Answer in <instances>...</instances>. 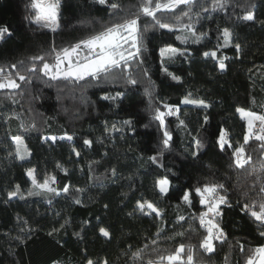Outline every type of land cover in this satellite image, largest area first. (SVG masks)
Masks as SVG:
<instances>
[{
	"label": "trees",
	"instance_id": "trees-1",
	"mask_svg": "<svg viewBox=\"0 0 264 264\" xmlns=\"http://www.w3.org/2000/svg\"><path fill=\"white\" fill-rule=\"evenodd\" d=\"M118 2L126 11L134 13L141 0ZM202 2L210 7L214 0ZM29 4L30 0H0V27L7 26L12 33L0 39V66L30 61L33 55L49 49L53 42L57 46H69L101 31L108 23V13L92 0H60V29L52 33L25 19L31 13ZM247 11H254L257 23L239 19V15ZM197 12L201 14L196 22L198 32L209 34L198 45H180L172 34L161 31L148 34L150 41L145 44L149 49L146 56L152 82L138 77L141 83L126 90L122 82L101 87L65 88L34 81L23 95L19 94L20 89L0 90V113L17 114L6 122L0 117V264H84L85 251L90 258L107 259L109 264H148L149 260L158 261L161 254L173 253L179 243L185 245L184 259L187 249L192 248L194 264H224L225 257L229 264H245V254L240 252L237 242L244 244L246 250L264 244V238L259 235L260 224L241 213L243 203H252L264 196L259 191L264 185V172H252L253 167L259 168L264 162L259 142L252 140L246 146V153L253 157V162L240 169L232 163L229 153L217 149L212 135L223 126L229 130L234 143L238 140L242 143L244 123L235 108L264 114V27L259 23L264 21V0H227L226 10L211 13L210 18H204L209 14L194 8L193 13ZM223 28L233 32L234 43L241 45V56L236 58L234 47L224 49L223 54L229 59L227 70L220 72L214 62L206 61L201 53L215 46L217 30ZM164 44L187 47L192 52L187 59L177 57L168 63L169 70L182 78L179 83L158 70L159 57L155 50ZM145 88L151 91V97ZM104 91L126 94L122 100L109 102L100 99ZM188 92L211 104L206 111L181 106V118L188 129L198 132L202 141L200 154L192 156L188 148L191 136L187 130L181 131L176 119L171 118L174 144L165 151L162 162L175 173L169 174L174 188L195 185L198 181L225 185L226 191L222 194L227 196L231 207L225 205L220 226L227 239L223 243L215 242L216 251L211 254L199 248L206 233L198 220H188L183 227L175 225L178 215L187 218L193 211L177 206L178 192L173 193L171 200H156L164 212L163 222L139 213L129 215L137 199H156L153 172L161 170L155 169L149 157L157 155L162 134L152 120L149 105H158L161 100L177 105ZM204 115L209 121L202 126ZM123 120L132 121L134 134L127 129L123 133L105 132V122L109 127L120 126ZM22 124L28 127L27 132ZM65 132L75 137L73 142L41 141L42 136H60ZM18 134L24 136L32 153L24 162L14 157V145L10 143V137ZM83 139H91L93 147H84ZM73 147L81 153L78 160L72 154ZM10 152L13 155H9ZM57 164L66 168L69 175L65 176ZM50 165L55 167L56 187L70 183L83 191L69 200L57 198L50 210L43 203L51 196L48 193L6 202L7 193L16 185L25 195L31 190L24 174L26 168L35 167L42 180L45 174H51ZM112 167L117 169L118 180L111 176ZM76 198L82 200L81 205L71 203V199ZM53 212H58L59 216H53ZM65 220L68 224L60 229L59 224ZM98 224L110 230V240L99 236ZM54 226L59 230L49 236ZM29 228L34 231L30 239L24 240ZM77 232L79 236L75 235ZM175 232L183 235L177 236ZM138 250H142V254L134 262L130 253Z\"/></svg>",
	"mask_w": 264,
	"mask_h": 264
},
{
	"label": "snow or ice",
	"instance_id": "snow-or-ice-1",
	"mask_svg": "<svg viewBox=\"0 0 264 264\" xmlns=\"http://www.w3.org/2000/svg\"><path fill=\"white\" fill-rule=\"evenodd\" d=\"M92 3L101 6L108 13V23L101 31L89 34L69 46H57L53 42L49 49L44 50L42 54L33 55L30 61H20L19 63L0 66V90L15 92L20 89L19 94L23 95L28 91V86L33 85L34 81H40L45 85L55 84L57 87L65 88L69 86L73 88L101 87L109 84L117 85L122 82L126 90H131V88L141 83L138 77L152 82V74L146 56L149 49L145 44V41H150L148 35L150 32L161 31L172 34L180 45L187 46L189 43L198 45L202 40L208 38L209 34L198 32L196 22L201 18V14L199 12L193 13V9H201L202 13L209 14L204 18H210L211 13L225 11L227 6V0H214L210 7L206 6L202 0H141L138 10L132 13L122 8L118 0H92ZM237 6L243 7V5ZM28 7L31 9V13L26 15L25 19L29 20L31 24L46 28L52 33H56L60 29V0H30ZM185 18H187L186 21ZM239 19L251 24L257 23L254 11H247L239 15ZM259 23L264 27V21H259ZM11 35L12 33L7 26L0 27V39ZM216 39L215 46L211 50L203 51L201 55L206 61L211 60L214 62L220 72H224L227 70L226 61L229 57L223 54V50L234 47L235 56L239 59L241 45L234 43L233 32L229 28L218 29ZM155 51L159 57L158 70L172 81L181 82L182 78L169 70L168 63L174 62L177 57L185 59L191 57V50L187 47L180 48L173 44H164ZM144 90L151 97V91L148 88ZM125 94L126 92L121 91H116L114 94L104 91L100 99L115 102L122 100ZM181 106H192L201 111H206L211 107V104L204 99L195 98L192 92H188L183 95L177 105L166 103L163 100L158 105H149L153 113L152 120L162 134L157 155L149 157L155 169L161 170L159 172L154 170L153 172V191L156 194V199L149 200L143 197L137 199L129 215L135 216L139 213L151 217L154 221L163 222L165 219L164 212L156 200L159 198L171 200L173 193L178 192L179 194L176 196L177 206L186 207L193 211L187 218L184 215H178L175 225L183 227V224L188 220H198L199 226L206 233L203 235L199 248L204 253L211 254L216 251L215 242L223 243L227 239L218 220L222 216V206L231 207L227 196L222 194L226 191L225 185L223 183L198 181L195 185L188 184L182 188H174L171 175H175V173L162 162L165 151L170 150L174 144V133L170 128L171 118L176 119L177 127L181 131L187 130V134L191 136L188 148L191 149L192 156L197 157L200 154L202 141L198 138V132L188 129L185 120L181 118ZM235 113L244 123L242 143L239 140L234 143L229 135V130L223 126L219 127L212 135L215 137L217 149L220 152L229 153L232 163L237 168L244 169L246 165L253 162V157L246 153V146L252 140L259 142L260 157L264 161V114H258L243 107H236ZM16 116V113H0V117L5 122L7 119ZM208 121L209 117L204 115L202 126L207 125ZM21 127L25 132L29 130L23 124ZM32 127H35V125H32ZM145 127H148V125H145ZM125 129L134 134L135 129L131 120H123L120 126L112 124L110 127L105 122V132L123 133ZM74 139L75 137L67 132L60 136L41 137L43 143L51 141L53 144L57 141L71 143ZM10 143L14 145V157L16 159L21 162L30 159L32 153L25 142L24 136L13 135L10 137ZM82 143L86 148L93 147L91 139H83ZM72 154L77 160L81 155L76 147L72 148ZM9 155H13V153L10 152ZM57 168L63 171L65 176L69 175L68 170L60 164H57ZM110 171L111 176L118 180L117 169L112 167ZM252 172H264V162L260 163L259 168L253 167ZM24 174L31 185V190H28L25 195L21 193L20 186L16 185L13 190L7 193L6 202H11L14 199L25 200L26 197H38L42 193H48L51 196L43 203L50 210L57 202V198L69 200L75 193L83 191L81 188H73L70 183L64 184L62 187H56L58 181L54 174H45L41 180L35 167L26 168ZM259 191L264 193V185L260 187ZM71 203L81 205L82 200L79 198L71 199ZM197 204L199 208H197ZM241 213L250 216L253 222L260 224L259 235L264 238V196L252 203H243ZM52 215L59 216V213L53 212ZM67 224L68 221L65 220L64 223L59 224V228L64 229ZM20 227L23 231V224ZM97 227L100 237L111 239V232L108 228L99 224ZM58 230L54 226L48 232V235L52 236ZM33 231L34 229L29 228L23 239H30ZM75 235L79 236L80 233L77 232ZM175 235L182 236L183 233L175 232ZM156 236L157 238L160 237V231L156 233ZM237 243L240 252L245 254V264H264V244L246 250L244 244ZM130 254L135 262L141 257L142 250ZM184 255L185 245L179 243L173 253L161 254L158 261L149 260L148 264H194L191 247L187 249L186 259H184ZM83 261L84 264H109L107 259L90 258L86 251L83 254ZM53 264H56V262H53ZM224 264H229L227 257H225Z\"/></svg>",
	"mask_w": 264,
	"mask_h": 264
},
{
	"label": "built area",
	"instance_id": "built-area-1",
	"mask_svg": "<svg viewBox=\"0 0 264 264\" xmlns=\"http://www.w3.org/2000/svg\"><path fill=\"white\" fill-rule=\"evenodd\" d=\"M224 207H225V205L222 206V216H221L220 218H218V220H219V224L223 221ZM220 225H221V224H220ZM225 235H226V234H225ZM218 242H219V241H218Z\"/></svg>",
	"mask_w": 264,
	"mask_h": 264
},
{
	"label": "rangeland",
	"instance_id": "rangeland-1",
	"mask_svg": "<svg viewBox=\"0 0 264 264\" xmlns=\"http://www.w3.org/2000/svg\"><path fill=\"white\" fill-rule=\"evenodd\" d=\"M49 169L50 173L55 175V167L53 165H50Z\"/></svg>",
	"mask_w": 264,
	"mask_h": 264
}]
</instances>
